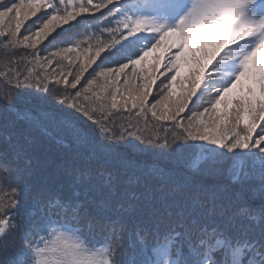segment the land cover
<instances>
[{"label":"snow or ice","instance_id":"6c2138e0","mask_svg":"<svg viewBox=\"0 0 264 264\" xmlns=\"http://www.w3.org/2000/svg\"><path fill=\"white\" fill-rule=\"evenodd\" d=\"M0 52V264H264V0H0Z\"/></svg>","mask_w":264,"mask_h":264},{"label":"trees","instance_id":"16d2710c","mask_svg":"<svg viewBox=\"0 0 264 264\" xmlns=\"http://www.w3.org/2000/svg\"><path fill=\"white\" fill-rule=\"evenodd\" d=\"M88 31L89 32H91V31H93V29H88ZM80 32L82 33V35H79V36H77V37H75L74 39H80V40H82V39H84V35L85 34H87V33H85L84 32V28H81L80 29ZM91 43H95V39H93L92 41H91ZM66 46V45H65ZM85 46H87V45H85ZM3 56V53L2 52H0V57H2ZM150 59V58H149ZM66 63V62H65ZM157 83H159V81L157 82ZM54 87H56V86H54ZM62 87V86H61ZM121 111H123L122 109H121ZM125 115V117L127 116V113H125L124 114ZM142 119V118H141ZM152 118H151V116H150V114H149V120H151ZM140 127H143V123H141V125H140ZM145 131H146V133L148 134V135H151V130H149V129H145ZM161 134H163L162 132H161Z\"/></svg>","mask_w":264,"mask_h":264}]
</instances>
